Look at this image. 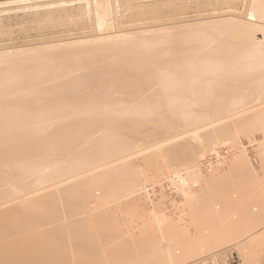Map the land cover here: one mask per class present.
<instances>
[{"label":"bare ground","instance_id":"bare-ground-1","mask_svg":"<svg viewBox=\"0 0 264 264\" xmlns=\"http://www.w3.org/2000/svg\"><path fill=\"white\" fill-rule=\"evenodd\" d=\"M37 1L0 0V8L27 7ZM84 2L93 11L99 30H103L108 15L114 11L113 0ZM252 3L247 14L249 21L235 15V19L222 16L217 22L202 20L194 24L207 23L216 31L218 28V36L197 30L186 37L183 34L184 38L177 36L176 41L175 35L167 34L169 28L161 27L148 28L145 34L117 30L100 32L93 38H74L66 44V54L50 53L54 59L67 55L64 59L69 61L70 56L75 57L70 59L73 63L67 62L71 69L63 68L67 66L65 60L61 61L63 57L56 59L63 69L55 65L56 68H67L68 73L57 72L56 68L52 72L55 66L50 69L52 59L44 50L0 51V264H192L209 250L204 249L208 246H204L205 242L199 244L202 239L190 238L191 234L185 236L186 240L183 237L176 244L171 242L168 238L181 229L180 223L173 219L170 222L167 215L155 208L143 225L142 238L157 235L162 241L152 239V248L133 257H127L120 246H97L102 238H93L91 233L81 230L87 223L80 224L82 220H78L80 214L90 212L89 205L94 203L97 190L103 191L102 199L106 200L142 189L132 163L139 153L138 147L142 149L147 144L161 148L176 143L194 128L201 129L207 119L217 118L219 125L213 130L204 134L194 131L199 136L198 143L173 146L166 153L174 159L195 161L205 154V147L213 150L231 137L235 139L260 128L256 122L260 113L233 116L243 101L254 104L258 97H264V0ZM228 19L232 25L222 29L220 25ZM257 30L262 31L263 39L256 37ZM170 36H174L172 41ZM88 42L92 47L86 44L90 48L72 50V45ZM48 44L45 49L59 45ZM132 50L134 57H128L126 54ZM30 53L37 54L39 59L33 54L30 58ZM18 55L22 59L26 56L24 62L21 58L19 62ZM80 70L85 74H80ZM243 152L234 157L229 170L255 177L257 174L252 173ZM259 153L264 163L263 142ZM194 171L195 181L176 173L178 188L190 197L192 182L196 184L204 178L199 166ZM222 197L228 203L234 200V195ZM70 219L77 229L69 227ZM57 223L63 226L54 232L52 228ZM186 228L182 226L181 230ZM186 230L187 235L191 230ZM128 232L120 238L133 241L132 232ZM250 235L236 240L233 246L242 252ZM187 239L199 243L191 245ZM147 240L151 242L150 236ZM143 243L141 246L146 248Z\"/></svg>","mask_w":264,"mask_h":264},{"label":"rangeland","instance_id":"rangeland-1","mask_svg":"<svg viewBox=\"0 0 264 264\" xmlns=\"http://www.w3.org/2000/svg\"><path fill=\"white\" fill-rule=\"evenodd\" d=\"M34 3L27 7H22L23 5H20L21 7L19 5H11L0 8V51L2 49L16 50L26 48L40 51L44 50L45 54H48L47 56H49L50 53L53 54L54 51L55 53L58 51L57 53L61 56L62 51H64V53L68 52L65 51L67 47L69 48V46L66 47V44L71 42V40L73 41L74 38H76V40L81 38L84 39V37L93 38L99 36L100 32L113 33V31L117 30H122L124 33L133 32L136 34H145L148 28L158 30L161 27H167L169 28L167 34L175 35L176 38L174 39H176V41H179L177 40L179 39L177 36L179 37L182 35V38H184L183 34H185L186 37L187 34H194L195 31L197 33L201 30L206 34L215 32L213 35L218 36V34L220 35V30L218 28L216 31L215 28L207 23L202 25L194 24L202 20L216 21L222 16H230L235 19V15H238L237 17L241 20L244 19V21H249L247 14L252 9L253 4L252 0H113L114 11L107 17L108 24L103 30H99L95 15L91 9L86 7L84 0H39L35 4ZM231 25L232 21L228 19L224 22L223 26H220L224 29L226 27L230 28L229 26ZM217 26H219L218 23ZM255 33L256 37L263 39L261 30H257ZM173 37L170 36L171 41ZM53 42L61 45H58L57 48L45 49L48 43L53 44ZM176 43L177 42L174 43V46ZM86 44L92 47V44L88 42L84 43L85 46L83 43H80L77 44V46L72 45V48L75 49L70 48L77 52L78 48L76 47L84 49L88 47ZM82 45L84 47H81ZM171 46H173V44ZM185 46H187V44ZM176 48L179 49V47ZM46 51L51 52L46 53ZM73 51L70 50L71 53H73ZM133 52H135V50H132V52L126 55L128 56L131 54V57H134ZM40 53L45 55L43 51ZM32 54L34 55V53ZM32 54L30 58L31 56L33 58L37 55L35 54L33 56ZM42 55L40 54L38 56L43 60L44 57ZM54 55L55 54H53V56ZM12 56L16 57V55ZM60 56L57 57L56 54L55 58L57 57L59 59ZM18 57V59H22L21 55H18ZM35 57L39 59L37 56ZM62 57V60L59 59V61L68 58L67 55L66 57L65 55ZM71 57L72 56H70V59L75 58ZM24 58H26V56ZM27 58H29V56H27ZM14 59L15 58H13V60ZM21 59L19 62H21ZM47 59L48 58H45L46 61ZM50 59H52L50 62L48 59V62L52 65L50 69L55 65H60L58 60L52 58V55H50ZM70 59L69 61L68 59L65 60L66 64L67 62L73 63ZM26 61L24 66H27ZM29 61L28 64L30 63ZM65 61L62 63H65ZM16 62L18 61L16 60ZM90 63L93 64L92 62ZM13 64H15V60ZM70 65L71 64H67V66L64 65L63 68L70 67ZM54 68H56V66L51 69L52 72ZM57 68L55 69L57 72H69L66 71L67 68L66 70H58L62 68L61 66ZM71 68L72 67H70V69ZM85 72L81 71L80 74H85ZM76 73L78 74V71ZM254 97L256 98V96ZM252 103L248 102V100L243 101L242 107H240L237 112L235 111L236 113L233 116L240 118L243 117L241 115H246L251 117L252 115L260 113V117L257 118L258 121L256 120V122L261 125L260 128H255L256 130H252L250 133L244 132L243 134L241 132L242 135H238L239 139L235 138L236 141L235 139H231V137L222 144L215 146L213 150L209 146H207L208 148L205 147V154L198 157L195 161H187L181 158L174 159V157L172 158V156H168L166 153L173 146L185 143H198L200 139L198 134H194V131L199 130V134L211 131L213 127L216 128L219 125V120H217V118L209 119L210 121L207 119L208 122L204 121L201 129L194 128V130L188 132L190 135H186L185 138H181L176 143H167L166 145L164 144L163 147L160 146L161 148H158L157 145L150 146L152 148L156 146V148L153 149L147 144L144 146L145 143H142L144 148L141 149L138 147L141 150L137 148L139 153L132 159L133 166L139 173L138 176L142 184V189L138 191V193L121 194L106 200L102 199L103 191L97 190L96 195L92 199L94 203L91 202L92 204L90 203L89 205L90 212L88 214H80L79 216L80 219L78 221L82 220L80 224H82V222L87 223L86 226L80 229L87 233H91L93 238L98 237L100 239L101 237L102 240L97 243V246H106L111 249L120 246L124 248L123 253H125V255L127 254V257H133L143 249L152 248V239L156 238V242L162 241V239L160 240L157 238V235L154 233L155 236L153 237L148 234L146 235L148 237H145V239L144 237L142 238L143 225L149 219L150 210L155 208L157 211H161V213L165 214V216L167 215L169 218L166 219H170V222H172L173 219L178 222L176 224L180 223L181 229L182 226H186L192 231L189 230L190 233L187 232L188 234L186 235L185 232L188 231L186 230L187 228L185 229L186 231L184 230L185 232L181 229H175L177 233H172L174 236L171 234L173 237L170 235L168 238L169 240L172 239V241L170 240L171 242L181 241L183 237L185 238V236L191 234L189 235L190 238L194 236L193 238L196 237V241L198 239H202V241H199L201 242L199 243L194 239L195 242L191 241V244L187 239V243L191 245H197L195 243H199L202 246V243L204 244L205 242L204 246L208 245L204 247V249L209 248L210 251L204 252L205 254L202 253L201 256H198L200 258L192 264H264V215H261V212L264 211V163L259 155V146L262 142L264 143V97L261 100L258 97L257 102L254 100V104ZM232 114H234V112H232ZM213 124H215V126ZM199 125H202V123ZM239 125L241 126V124ZM202 127L206 128L202 129ZM247 133L249 135H247ZM243 150L246 152L245 154L249 159V166L253 169L252 173L257 174L255 177H252L253 174L250 175L242 171L229 170V166L234 160V157L242 153ZM220 161L223 162V165L220 164ZM196 165L200 167L204 174V178L200 179V181L197 182L198 184L194 183L196 186L192 182V189L190 191V186V192L188 191V193H190L189 195H192L190 197L188 194L184 195L182 190L178 188L176 184L178 181L176 173L179 172L184 177H190L194 180ZM257 179L258 181H255ZM222 194L234 195L233 202L228 203L223 200ZM196 200H198L196 203L198 204L197 206H195L196 204L194 203ZM215 204L218 206L216 205L217 209L213 210L212 206ZM260 219L261 221H259ZM70 222L71 219L68 223L70 224ZM62 223L64 224V222ZM62 223L55 224L52 228L53 231L56 232L55 230H59L63 226ZM173 226L175 227L176 225L173 224ZM69 227L72 229L78 228L74 224H70ZM119 229H121V231ZM94 231L96 232L93 233ZM128 231L132 232L133 241L127 242L120 238L121 235L129 233ZM172 232H174V230ZM251 233H253L252 236L250 235ZM207 234H209V236L204 238ZM246 234L250 236L247 238L246 246L241 252L233 246V243L242 237H247ZM254 234H256V236H254ZM149 236L151 239L150 243L147 242ZM186 238L183 240H186ZM208 238L212 241H207ZM140 241H142V243L145 241L143 243L144 245L147 242L149 246L146 243L147 247L143 248L144 246H141L142 243L140 244ZM153 241L155 242V240ZM216 242L217 245L215 246ZM161 244H163V242H160V245ZM174 244H176V242ZM78 253H80V251ZM90 257L91 256H87V258ZM123 257L126 256L123 255Z\"/></svg>","mask_w":264,"mask_h":264}]
</instances>
